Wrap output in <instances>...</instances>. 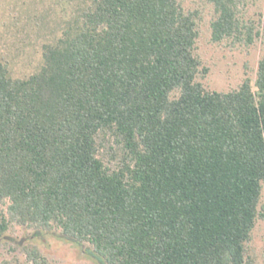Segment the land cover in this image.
Returning <instances> with one entry per match:
<instances>
[{"label": "trees", "instance_id": "trees-1", "mask_svg": "<svg viewBox=\"0 0 264 264\" xmlns=\"http://www.w3.org/2000/svg\"><path fill=\"white\" fill-rule=\"evenodd\" d=\"M205 2L214 42L261 38L248 0ZM26 4L46 36L30 75L0 61V244L22 230L100 264H261L264 58L211 91L201 14L180 0Z\"/></svg>", "mask_w": 264, "mask_h": 264}, {"label": "rangeland", "instance_id": "rangeland-1", "mask_svg": "<svg viewBox=\"0 0 264 264\" xmlns=\"http://www.w3.org/2000/svg\"><path fill=\"white\" fill-rule=\"evenodd\" d=\"M27 1L0 0V61L11 62L14 75L19 77L30 75L39 64L46 36L44 33L37 35L36 24L39 22L40 25L41 21H34L45 11H38L31 24L33 11H26ZM180 1L188 10H199L201 14L197 53L204 66L209 68L206 79L201 80L207 89L226 92L237 88L248 77L256 80L260 60L264 58V0H248L247 15L262 32L261 38L248 48L230 41L216 43L212 40L214 11L205 0ZM261 209L264 213V191ZM15 237L13 241L0 244V263L26 264L23 247L31 244L41 250L49 264H100L81 246L54 234L32 238L31 233L19 230ZM252 249L258 261L264 264V219L254 230Z\"/></svg>", "mask_w": 264, "mask_h": 264}]
</instances>
